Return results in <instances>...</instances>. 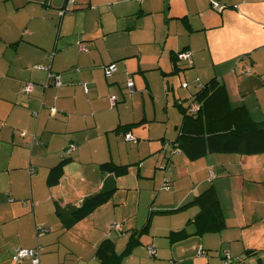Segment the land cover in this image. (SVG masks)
<instances>
[{
	"label": "crops",
	"instance_id": "crops-1",
	"mask_svg": "<svg viewBox=\"0 0 264 264\" xmlns=\"http://www.w3.org/2000/svg\"><path fill=\"white\" fill-rule=\"evenodd\" d=\"M65 1L0 0V264H31L29 260L15 261L13 255L18 249L37 247L42 249L41 264H91L92 255L102 264L107 254L121 256L131 232L141 231L132 251L117 263L132 264L126 261L142 245L141 236L151 223L154 209L141 229L126 230L127 223H105L101 218L107 216L109 207L116 211L123 205L115 199L121 181L126 179L135 180L139 213L143 194L150 193L143 185L147 178L144 169L149 165L156 175L162 161L163 170L171 164L175 168L170 180L174 190L184 179L192 187L170 205L168 212L185 209L188 206L184 205L197 197L203 198L204 207L210 206L215 197L217 201L211 203L217 209L202 225L196 218L203 209L192 205L184 220L193 228L190 233L186 228H170L171 242L195 240L189 252L199 246L204 250L218 248L215 256L198 253L206 258L196 264H222L224 251L240 264H264V152H249L243 145L237 152H214L193 159L174 145L184 126L186 108L182 101L188 97L182 88L185 67L175 62L178 52L193 51H189L192 64L184 63L197 70L188 73L196 74L202 85L218 79L227 90L230 105L245 106L252 119L264 125V58L258 59L256 54L264 41L253 42L246 51L251 60L239 63L243 57L237 47L232 50L225 35L229 28L233 30L229 18L236 19L252 4L257 8L256 15L247 11L248 18H258L253 23L264 24V0H218L228 7L219 12L216 25L202 23L210 0H118L108 5L98 0H76L73 12L60 17L58 11ZM212 30L221 31L225 40L212 51V60L201 66L199 50L193 49L192 41L203 31ZM80 44H84V51ZM113 63L118 69L107 76L104 68ZM38 66L58 74L62 85L45 88L42 82L47 71ZM174 79L181 85L176 86ZM128 80L135 84L130 97ZM27 83L37 85L30 94L23 90ZM170 88L177 92V98L163 111L176 113V109L180 115L174 122L173 139L168 138L167 131L156 134L157 105L166 103ZM188 90L189 97L197 92L195 88ZM111 97L117 98L115 106ZM128 133L135 141H126ZM175 148L180 152H173ZM167 154L171 156L164 164ZM64 159L68 162L61 180L49 185L50 172ZM106 163L128 166L129 173L119 177L104 171L101 166ZM211 171L215 172L214 180ZM114 187L108 203L80 221L73 220L72 211L85 198ZM183 191L177 190L182 195ZM127 219L130 222V217ZM86 221L93 222L94 228H84ZM211 222H221L220 228L206 231ZM38 226L52 231L37 238L34 232ZM76 227L86 233L77 236L81 244L63 243L64 231ZM97 229L102 230L101 241L93 239ZM120 235L128 239L119 253ZM186 254L191 260L200 258Z\"/></svg>",
	"mask_w": 264,
	"mask_h": 264
},
{
	"label": "rangeland",
	"instance_id": "rangeland-1",
	"mask_svg": "<svg viewBox=\"0 0 264 264\" xmlns=\"http://www.w3.org/2000/svg\"><path fill=\"white\" fill-rule=\"evenodd\" d=\"M118 0H98L97 3H106L108 4H113ZM140 2H143V0H139ZM207 1V0H206ZM238 1V0H234ZM212 2H217L218 0H210L206 2V8H205V13L203 14L202 17V23L206 24H213L216 25L218 22H216V18L220 15V11L215 10L212 7ZM96 2L93 4L98 6ZM236 3V2H235ZM256 6L254 4L247 6V11L255 17L256 15ZM245 11L238 14V17L233 20L230 19V23L233 26V30L231 31L229 28V31L225 33L227 41L229 46H231L232 50L235 51V48L237 47V50L239 53H241L239 56L243 57L242 60H239V63H243L244 61L249 62L251 58L247 56V49H250L252 47L253 42H258V41H264V32L261 31V29H264V24L262 25H257L253 23L256 20V23L259 21L258 18H254V21L249 19V14L248 12ZM253 23V24H250ZM234 25H237V28L234 27ZM258 27H257V26ZM151 27L148 29L150 30ZM262 33V34H261ZM222 32H216L215 30L212 31H203L201 35L193 39V49L196 50L198 49V54H199V64L201 66H205L207 63H209L212 60V51L215 49V47L219 44V48L223 42V38H221ZM234 37V38H231ZM221 38V39H220ZM185 42H189L188 40H184ZM224 46V45H223ZM218 48V50H219ZM190 50L186 51L189 52ZM191 53L193 51H190ZM189 52V53H190ZM246 53V54H245ZM257 58L258 59H263L264 58V47L259 49L257 51ZM176 63L180 64L182 63L185 67L184 72V80L183 83L175 80V85L179 86L182 83V88H184V93L185 90L187 91L185 94L188 95L186 97L185 101H182L184 104V107L186 109H189V107L195 103L191 96L189 97V88L197 91V85H200V80L199 77L194 74V73H188V72H196L197 67L195 68H187V63H184L186 61H182L180 59H177L175 61ZM202 62H205L203 64ZM187 66H186V65ZM189 67V66H188ZM207 74V71H206ZM205 74V75H206ZM204 75V74H203ZM172 76H178L177 74H172ZM188 79V80H187ZM190 79H192L190 82ZM184 84L186 85L184 87ZM165 92V91H164ZM167 92V91H166ZM172 93L171 95L169 93ZM135 92L130 93V95H133ZM128 94V92H127ZM165 95V93H164ZM174 95V96H173ZM177 98V92L174 91L173 89L170 88V91L168 89V94H166V103L163 105H157L158 109V121L156 123V134H160L162 132H168V138H175V127H174V122L178 121L180 119V115L175 109L176 113H172L169 111L168 113L163 111L164 106H166L169 102L172 103L174 100ZM178 100V99H177ZM176 100V101H177ZM180 99L178 100L179 103ZM198 102H196L197 104ZM180 104V103H179ZM166 113V114H165ZM165 120V123H162L161 121ZM178 133V132H177ZM175 140V139H174ZM173 140V141H174ZM169 146H173L172 143H169ZM169 149V148H168ZM178 148H175L173 152H177ZM171 154L164 155V164L166 157H170ZM163 163V161L161 162ZM157 167V173L154 175L155 170L152 167H145L144 169V174L146 175L147 178H144L143 185L145 186L146 189H150L149 195L147 193L143 194L142 197V206L141 210L139 213H137L135 202H137V191L133 189L135 187V180L130 182V179L123 180V184L120 186V191H118L117 197L115 199V202L118 204H123V205H118L116 208H118L116 211L114 210L113 206L109 207L107 210V216L102 217L101 219L105 218V223L108 221H111L112 224L115 221L116 224H120L122 226V223L125 224V229L128 230L129 228L136 229V228H142L147 222H148V216L150 214V210L154 209L153 217L151 219V223L148 225L147 230L142 233L141 238H143L142 245H140L134 252V255H132L131 259L127 260L126 262L131 261L132 264H174L172 259L181 262V264H196V263H202L204 258H206L208 255H213L215 256L217 254L218 248H205L203 255L206 257L202 258L198 256L199 250L203 246H199L198 250L190 251V245L193 243L195 240H183L177 243H172L171 238H170V228H176L175 230H180L183 228H186L188 233H190L191 229L193 228V225H190L187 227V223L184 220L185 215L189 213L193 209L192 205L186 207L183 210L176 211V213H172L171 211L168 212L170 205H173V203H177L181 198L184 197V194H186L189 190L191 189V184L188 179H184V181H180L178 183L176 189L174 190V184L173 182L170 183V190H166L164 187V181L167 180H172L173 179V174H174V166L166 169L163 167L165 165H161ZM154 164V162H152ZM172 171L169 175L168 172ZM159 172V173H158ZM160 174H163V177H160ZM173 181V180H172ZM130 190H126L129 189ZM177 190H184L183 195L179 194ZM177 192V194H174V192ZM149 203V205H148ZM197 208V207H195ZM105 210V211H106ZM189 210V211H188ZM136 212V214H135ZM178 214V215H176ZM98 215L95 216L97 218ZM126 217H130V222H128V219L125 220ZM183 218V219H182ZM84 228L86 229H91L94 228V223L93 222H87L84 223ZM86 233L83 232L81 227H76L71 230H65L63 234V243L67 245H73L72 243H79L77 240V236L85 235ZM117 234H120L117 233ZM129 235V234H128ZM102 238V230L97 229L96 234L93 237V239L96 241H101ZM118 242H117V251L120 253L123 251L125 248L126 241L128 239L127 237H122V235L118 236ZM186 241V242H185ZM149 247H154L157 250L156 256H151L148 252ZM204 248V247H203ZM188 252V254H196L198 257L197 259H188V255L185 253ZM228 251L223 252L224 254ZM88 253V252H86ZM174 257V258H173ZM91 264H99L96 262V260L93 259V255L89 257ZM188 259V261L185 263V260ZM125 262V263H126ZM242 262L239 261H234L231 264H240ZM221 264V263H220ZM223 264V262H222Z\"/></svg>",
	"mask_w": 264,
	"mask_h": 264
},
{
	"label": "trees",
	"instance_id": "trees-1",
	"mask_svg": "<svg viewBox=\"0 0 264 264\" xmlns=\"http://www.w3.org/2000/svg\"><path fill=\"white\" fill-rule=\"evenodd\" d=\"M245 69L247 68H244V71ZM191 98L195 103L189 109L184 110V126L177 141L174 143V145L181 147V150L188 153L190 157L198 159L208 153L237 152L242 149L243 145L249 152H264V125L260 126L256 123L245 106L232 107L229 103L227 90L223 84H220L218 79H213L204 85L201 84V87H199L198 91ZM196 102H198L199 110L191 113L190 108ZM64 160L60 166L50 172L48 177L49 185H57L61 180L63 166L68 162V160ZM101 168L119 177L126 176L129 173L128 166H117L112 163L103 164ZM115 191L116 188L114 187L85 198L72 211L73 220L80 221L99 207L108 203L112 199ZM215 198L214 202L216 201ZM203 201L202 197H197L192 202L184 205V207L189 205H199L202 207V213L196 218L200 225L205 224L204 221L210 212L217 209L212 207L214 202H210V206L204 207ZM220 225L221 222L219 224L211 222L205 230L212 231L217 228L219 229ZM37 228L34 232L35 236L37 234ZM140 233L141 231H132L130 241L123 254L121 256L115 253L107 254L104 256L102 264H117L123 255H127L132 251L133 247L139 241L138 237ZM101 249H99V252Z\"/></svg>",
	"mask_w": 264,
	"mask_h": 264
},
{
	"label": "built area",
	"instance_id": "built-area-1",
	"mask_svg": "<svg viewBox=\"0 0 264 264\" xmlns=\"http://www.w3.org/2000/svg\"><path fill=\"white\" fill-rule=\"evenodd\" d=\"M75 5H76V0H66L64 6L58 11L59 16L64 17L66 15H70L74 10ZM212 7L215 10L222 11L225 6L224 5L222 6V5L218 4L217 2H212ZM79 46H80L82 51H84L86 49L84 44H80ZM52 58H53V56L51 55V59ZM176 58L180 59V60L187 61L188 63L192 64V56L189 52H178L176 55ZM37 68L38 69H45L47 71V78L44 82H42V85L45 88H47L51 85L56 86V87H60L62 85L61 77L58 74L52 72L49 67L44 68L42 66H38ZM117 69L118 68H117V65L115 63H113L109 66H106L104 68L107 76L113 75L117 71ZM245 72H249V70L245 69ZM36 86L37 85L35 83H27L24 86L23 90L26 94H30L33 92V90ZM198 86L201 87V84ZM128 89L131 93H133L135 91V84L132 80H128ZM110 102H111L112 106H115L117 103V98L111 97ZM198 110H199V106L197 104H194L190 108L191 113H195ZM125 139H126V141H135V138L129 133L125 135ZM178 152H180V151H178ZM171 167H172V164L170 166H166V168H168V169ZM171 172L172 171H169L168 175ZM215 176H216L215 172L211 171V179L212 180H214ZM170 183H171L170 179L167 181H164V187L166 190L170 189V187H171ZM51 230H52L51 228H48L45 226H38L36 236L42 237L45 234L50 233ZM41 251H42V249L39 247L33 248V249H18L13 255V260H15V261L29 260L31 262V264H41V262H40ZM149 251H150L151 255H153V256L156 255V249L154 247H150ZM203 252H204V248L201 247L199 250V253L203 254ZM233 261H234V259L232 258L230 253L226 252L224 254L223 264H231V263H233Z\"/></svg>",
	"mask_w": 264,
	"mask_h": 264
}]
</instances>
